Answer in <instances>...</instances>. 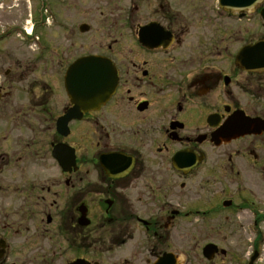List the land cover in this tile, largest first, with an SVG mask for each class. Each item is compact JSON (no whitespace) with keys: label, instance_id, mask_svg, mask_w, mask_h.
<instances>
[{"label":"flooded vegetation","instance_id":"af4514ba","mask_svg":"<svg viewBox=\"0 0 264 264\" xmlns=\"http://www.w3.org/2000/svg\"><path fill=\"white\" fill-rule=\"evenodd\" d=\"M263 12L264 0H0V264H186L181 223L251 207L263 223L249 196H226L264 184ZM92 57L115 91L68 120L71 69ZM220 246H203L206 264H232Z\"/></svg>","mask_w":264,"mask_h":264},{"label":"rangeland","instance_id":"374dc122","mask_svg":"<svg viewBox=\"0 0 264 264\" xmlns=\"http://www.w3.org/2000/svg\"><path fill=\"white\" fill-rule=\"evenodd\" d=\"M39 31L37 28V34L44 44L43 40H47V32L42 31L40 33ZM53 36V50L60 49V35L55 29L53 30ZM40 50L43 51V46H40L38 42L35 53L38 54ZM91 51V48H86V52ZM226 196H231L234 203L235 201L236 203L244 202V197L249 196L252 203L255 204L254 207L259 205L264 214V184L251 190L234 186ZM256 221L257 216L251 207L238 214H231L229 222L211 224L202 222L181 223L179 227L180 254L186 260V264H206L200 252L203 246L207 243H216L220 246L224 241V249L228 250L230 255L224 263L246 264L249 255L253 253L252 247L256 243L258 251L262 255L259 264H264V222L257 226L255 225ZM216 228L221 229L213 232V229ZM258 231L260 232V238L257 235ZM217 263L220 264L219 261Z\"/></svg>","mask_w":264,"mask_h":264},{"label":"water","instance_id":"95a60500","mask_svg":"<svg viewBox=\"0 0 264 264\" xmlns=\"http://www.w3.org/2000/svg\"><path fill=\"white\" fill-rule=\"evenodd\" d=\"M260 0H224L226 6H251L253 3ZM264 17V12H263ZM75 69H71L70 75L77 76L78 82L73 85H67L68 94L72 102L75 104L74 109L71 110V115L68 120L75 118L76 113L84 109L92 108L98 104L104 103L108 100L115 88V74L111 73L108 63L98 58H86L80 60ZM64 127L58 126L61 131ZM239 129L235 126H229L228 134L234 135L238 133ZM217 248L208 246L205 250V256L211 259ZM257 256L252 259L251 264L256 260Z\"/></svg>","mask_w":264,"mask_h":264}]
</instances>
